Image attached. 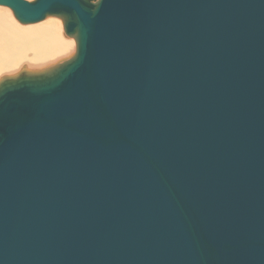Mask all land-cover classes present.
<instances>
[{
  "label": "water",
  "instance_id": "1",
  "mask_svg": "<svg viewBox=\"0 0 264 264\" xmlns=\"http://www.w3.org/2000/svg\"><path fill=\"white\" fill-rule=\"evenodd\" d=\"M75 54L0 80V264H264V0H0Z\"/></svg>",
  "mask_w": 264,
  "mask_h": 264
},
{
  "label": "bare ground",
  "instance_id": "2",
  "mask_svg": "<svg viewBox=\"0 0 264 264\" xmlns=\"http://www.w3.org/2000/svg\"><path fill=\"white\" fill-rule=\"evenodd\" d=\"M53 18L54 17L46 18L44 23L35 27L17 26L16 24L14 25L13 23H11L12 20L10 21L7 18L6 13L4 11L0 10V80L6 77L16 76L18 73L22 71H30V72L42 71V70L44 71V69L46 70L49 67H51V65L47 63L51 62L52 52L49 55H47V58H45L44 61L42 60L37 62L28 61L27 56H35L37 54L36 51L34 52H30L28 50L24 51V49H26V47H24V44L26 43L25 39H27L29 36L32 43L36 46L43 45L48 48V47H57L59 45L70 46L72 44L74 39L73 40L64 39V37L61 36V32H62L61 25L63 22L61 23L59 20ZM63 33H64V27H63ZM68 46H65L64 48L60 49V53L58 54L57 57L59 56L61 57L63 54H65L68 49ZM75 50H76V43H75ZM74 54L75 51L68 58H71ZM25 62L28 64L27 66H29V68L32 67L33 69L32 68L31 70L26 69V65L25 66L23 65ZM19 65L22 67L19 68L18 67ZM32 65L34 66L36 65V66L34 67ZM16 67H18V70L17 71L13 70L14 74H11L13 73L11 71H10L11 75L8 74L6 75V73L3 74L4 72L12 70Z\"/></svg>",
  "mask_w": 264,
  "mask_h": 264
},
{
  "label": "rangeland",
  "instance_id": "3",
  "mask_svg": "<svg viewBox=\"0 0 264 264\" xmlns=\"http://www.w3.org/2000/svg\"><path fill=\"white\" fill-rule=\"evenodd\" d=\"M25 1H28V2H31V1H34V0H25ZM0 10H2V11H4L5 13H6V16H7V18L11 21V23H13L14 25L16 24L17 26H32V27H35V26H39V25H41L42 23H44V21L46 20H44V21H41L40 23H37V24H31V25H21V24H19L16 20H15V18L13 17V15H12V12L8 9V8H5V7H0ZM53 19H57V20H59L61 23H62V21H61V19H59V18H56V17H54ZM61 36H63L64 37V39H72L73 40V38H67L65 35H64V33H63V23H62V25H61ZM29 36V35H28ZM26 40V43L24 44V47H26V49H24V51H26V50H28V51H30V52H34V51H36L37 52V54L35 55V56H27V58H28V61H32V62H37V61H44L45 60V58H47V55H49L51 52H52V54H51V62H49V63H47V64H49V65H51V66H53V63H54V65H56L57 63H55V62H58V63H60L61 61H64V60H66V59H69L68 57H70L73 53H74V51H75V40H73V42H72V44L70 45V46H68V45H59V46H57V47H46V46H43V45H39V46H36V45H34L33 43H32V41L30 40V36L27 38V39H25ZM65 46H68V49H67V51H66V53L65 54H63L61 57L59 56V57H57L58 56V54L60 53V49H62V48H64ZM47 64H45V65H47ZM22 65V64H21ZM24 66L26 65V69H29V70H31V68H29V66H27L28 64L25 62L24 64H23ZM22 65V66H23ZM45 65H43V66H45ZM48 65V66H49ZM22 66H18L19 68L20 67H22ZM32 66H34V65H32ZM36 66V65H35ZM34 66V67H35ZM18 67H16V68H14V69H12V70H9V71H6V72H4L3 74H5L6 73V75L8 74V75H11V74H14V72H13V70L14 71H17L18 70ZM38 67V66H37ZM44 68V67H43ZM33 69V68H32ZM41 69V68H40ZM13 72V73H11V72ZM7 72H9V73H7ZM11 73V74H10Z\"/></svg>",
  "mask_w": 264,
  "mask_h": 264
}]
</instances>
